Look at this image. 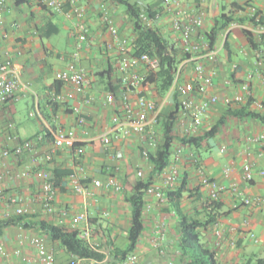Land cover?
Listing matches in <instances>:
<instances>
[{
  "label": "crops",
  "instance_id": "1",
  "mask_svg": "<svg viewBox=\"0 0 264 264\" xmlns=\"http://www.w3.org/2000/svg\"><path fill=\"white\" fill-rule=\"evenodd\" d=\"M65 2L66 11L71 8L72 2L85 8V22L89 28L87 44H81L74 35L77 17L69 18L65 12L49 10L37 0H8L9 36L0 38V60L11 57L22 67V85L16 98L0 111V186L5 195L0 202V221L5 219L7 213L15 215L20 207L25 210V220L3 228L0 239L5 254L0 251V264H42L37 249L28 240L31 235L43 237L54 250L55 264L69 263L71 254L59 242L50 240L42 230L30 224L40 221L70 230H82L88 223L92 229V241L105 255L103 260L91 261V264H114L115 248L125 249L129 244L132 210L128 199L139 180L161 187L165 200L145 195L149 209L144 210V231L136 248L138 264H181L178 259V217L166 199V191L177 189L184 183L186 192L182 198V208L184 213L195 216L201 210L202 203L210 198V189L203 183L205 176L217 180L226 188L232 182H238L243 194L233 195L230 190H223V209L218 223L226 231L225 240L221 247H217L215 226H212L202 231V242L214 250L220 264H257V260L264 259V202L256 208L242 202L243 196L264 199V175L259 173L264 170V145L250 141L252 136L264 133V122L253 116H234L231 113V110L245 107L246 112L264 116V39L251 21L249 5L252 1L207 0L204 4L206 30L212 27L222 12L231 15L234 21L218 35V60L203 59L207 70H215L216 75L213 85L204 94L196 92V99L199 101L212 94L221 98L234 95L240 92L241 84L249 74H252L251 95L236 106H227L223 102L211 106L202 126L195 132H186L190 121L182 119L179 110L171 156L178 166L179 180L171 188L165 186L163 171L154 172L150 155L162 140L164 115L175 109L174 95L167 99L159 97L151 86L127 89L124 83L126 76L116 68V54L107 48L112 37L101 8L108 9L112 21L123 35L133 38L132 24L125 8L112 0ZM198 4L199 0H184L190 14L198 10ZM255 4L258 14L264 18V0H257ZM153 24L179 45L172 33L169 18L163 16ZM244 30L251 31L257 47L250 45ZM196 59L182 60L181 83L195 79ZM260 60L263 61L261 66L258 64ZM72 61H77L78 66L89 74L91 85L86 92L62 102L53 97L54 93L62 90V86L58 90L51 85L56 81L55 74ZM234 63L237 64L236 68H232ZM109 65L116 70L111 80V85L117 87L113 104L106 102V94L110 91L97 75ZM138 71L147 74L143 66ZM227 80L231 81L230 85L226 84ZM194 84L197 86L196 82ZM124 93L128 94L133 105L142 94L160 103L165 101L160 121L151 122L150 119L146 132L125 135L123 129L126 122L121 100ZM28 95L33 98L36 115L31 116V120L17 122L16 102ZM149 118H152L151 113ZM10 123L13 126L10 131L23 140L42 136L33 152L20 156L2 155L6 146H14L13 142L6 141L10 131L2 133L1 129ZM213 127L216 128L214 135L197 146L179 141L184 136L204 137ZM60 129L71 131L76 136L79 141L77 147H82V154L77 152V147L54 148V135ZM105 133L112 136L108 145L102 141ZM246 161L252 162L255 169L254 179L249 183L243 180L242 166ZM227 169H230L228 176L225 173ZM24 170H29V174L20 177ZM139 171L143 173L142 176L138 175ZM73 172L82 177L86 193L74 189L70 179ZM46 176L52 177L55 182L52 212L46 211L41 202ZM111 176L121 184L120 191L98 188L93 183L96 179L105 181ZM13 198L17 199L16 203L11 201ZM79 214H85L87 222H76ZM247 219H250L248 226L245 223ZM24 222H29V225L25 226ZM162 224L164 232L160 233ZM230 226H236L238 232L230 233ZM232 237L236 239L235 245L230 244ZM156 238L159 248L153 245Z\"/></svg>",
  "mask_w": 264,
  "mask_h": 264
},
{
  "label": "built area",
  "instance_id": "2",
  "mask_svg": "<svg viewBox=\"0 0 264 264\" xmlns=\"http://www.w3.org/2000/svg\"><path fill=\"white\" fill-rule=\"evenodd\" d=\"M38 3L45 8L57 11L65 12L67 17H77L78 22L75 23L74 35L78 37L81 44H87L89 40V28L85 22L86 10L84 7L72 2L71 8L65 10V0H37ZM160 3V9L155 13L154 18L149 17L147 14H141L140 18L143 24L147 26H153L154 21L161 17L169 18L170 27L172 33L175 35L176 41L179 43L180 50L184 54H189L188 60L197 58V62L194 66L195 79L193 82L181 83L183 65H180L175 77V82L169 92L166 94L167 99L174 93L178 94L179 110L183 118H187L190 121L189 127L186 132H195L199 129L204 121V117L207 114L209 108L213 105H217L220 102L227 106H236L241 104L251 95L250 79L252 74L248 75V78L241 84L240 92L221 98L217 94H212L201 100L196 99V92L204 94L208 87L214 83V77L216 71H208L203 59L209 61H216L219 57V48L215 45H211L208 39L207 31L205 29V2L207 0H199L197 5L198 10L195 13L190 14L184 5V0H154ZM252 4L249 5V13L258 24L257 31L260 34H264V21L261 22L262 16L258 14V9L255 4L257 0H251ZM103 17L107 23L109 33L112 37L111 42L107 44V48L112 50L116 54V68L124 74L125 87L130 90L138 89L143 86L145 75L141 74L138 69L145 67L147 72L158 71L161 65L160 59L156 56L149 55L147 53L134 54L132 48L133 38L132 36L123 35L116 24L112 21L109 11L106 7H102ZM9 13L8 0H0V38L4 39L9 36L7 29V15ZM81 48V46L79 47ZM77 57V55H75ZM261 66L263 61H258ZM237 64H232V68H236ZM55 79L61 83L62 90L53 94L54 99L62 102H68L74 99L78 94L86 92L91 85V79L89 74L78 66L77 61L70 62L65 68L59 70L55 74ZM197 83L195 86L194 83ZM227 85L231 84L230 80L226 81ZM22 85V67L14 61L11 57H7L4 60H0V111L13 101L20 87ZM108 104H113L116 101L115 94L108 92L105 98ZM125 127L123 133L130 135L134 133H144L147 130L150 119L151 122H158L161 115L164 102L156 101L146 95H139L137 102L133 105L127 93L121 95ZM89 101V100H87ZM262 108V105L260 104ZM150 113L152 118H149ZM10 123L8 128L12 129ZM10 131V130H9ZM42 136H37L31 139H21L12 131L6 135V141L13 142V147L6 146L2 152L4 157H8L11 154L20 156L25 152H33L36 144L41 140ZM112 136L110 133H105L102 137L104 144L111 143ZM250 141L264 145V133L252 136ZM79 141L71 131H65L60 129L54 135L53 145L55 149L63 148H76ZM79 154L83 153L82 147H77ZM243 180L247 183L254 179L255 169L254 165L250 161H246L243 166ZM226 176L229 175L230 169L226 170ZM261 175H264V170L259 171ZM29 174V170H24L19 174L20 177H26ZM139 176H142L141 171L138 172ZM165 186L171 188L179 180V169L176 163L173 161L163 171ZM2 175L0 174V179ZM70 179L74 184V189L79 193H86L85 185L82 183V177L73 172L70 174ZM94 185L98 188H112L115 191L121 190V184L114 177H109L105 181L96 179L93 181ZM204 185L210 189L211 200H221L222 192L225 189L230 190L233 195H241L243 191L238 182H232L229 187H224L223 184L217 180L205 176L203 179ZM56 194L55 183L52 177L46 176L43 184L42 192V205L43 208L52 212L54 208V199ZM145 195L155 196L159 200H165V193L163 189L157 185L151 184L145 189ZM4 190L0 186V202L4 199ZM13 202H17L16 198L11 199ZM242 202L246 206L253 208L260 207L264 199L261 197H248L243 196ZM148 210L149 206H145ZM25 213L24 208H17L15 215H22ZM11 213H7L5 217L11 216ZM76 222H87V216L85 214H79L76 217ZM246 225L250 224V219L245 221ZM215 231L214 236L217 239V247H221L225 240V229L219 226V223L214 224ZM159 232H164V224L160 225ZM230 233H237L238 228L236 226L229 227ZM159 233V234H160ZM79 237L85 240L93 249L99 250L96 244L92 241V229L87 225L79 230ZM28 240L37 249L38 257L42 264H55V252L49 247L43 237L39 235H31ZM24 239H21L23 242ZM230 244H236V239L231 238ZM153 245L159 248L158 239L153 240ZM0 251L5 254L3 249L2 240L0 239ZM94 259L72 256L68 264H91L97 262ZM139 254L135 250L129 253L124 259L117 264H138Z\"/></svg>",
  "mask_w": 264,
  "mask_h": 264
},
{
  "label": "trees",
  "instance_id": "3",
  "mask_svg": "<svg viewBox=\"0 0 264 264\" xmlns=\"http://www.w3.org/2000/svg\"><path fill=\"white\" fill-rule=\"evenodd\" d=\"M114 3L125 8L129 20L133 28L132 48L134 54L147 53L160 59L161 65L158 71L147 72L143 86H151L155 94L164 98L175 82L176 72L182 62L187 59L189 54H184L180 50V46L176 42H172L165 36L161 30L153 24L147 26L141 21V14H147L154 18L155 13L160 9V3L154 0H112ZM233 17L226 12H222L216 19L212 27L207 31L210 44H216L220 31L226 29L232 22ZM255 25L258 23L251 18ZM264 18H261V22ZM244 34L252 47L257 44L252 38L250 30H244ZM264 39V34H261ZM102 79L108 91L115 94L116 88L111 85L112 78L116 75V70L112 65L97 74ZM52 88L58 90L61 87L59 81H55ZM144 95V94H142ZM175 109L164 115L162 120V140L156 147V150L150 159L154 165V172L161 173L172 162V147L176 136L174 135L175 127L178 122L179 102L178 94L174 93ZM245 107L238 110H231L234 116H253L264 122V116L259 113L246 112ZM159 120V119H158ZM160 121V120H159ZM217 128V126H216ZM215 127H213L204 137L184 136L179 139L183 144L199 145L202 140L214 135ZM55 183V182H54ZM150 181L139 180L134 187L132 195L128 201L131 205V225L128 231L129 244L127 248H115L114 259L117 264L124 259L129 253L136 250L144 231V210L146 206L145 189L151 185ZM186 192L184 183L174 190L166 191V199L174 208V212L178 217V227L180 232L179 238V254L178 259L181 264H220L216 258L214 250L205 246L202 242V231L208 230L214 224L218 223L222 215L223 203L221 200L208 199L202 203L201 210L195 216H189L184 213L182 208V198ZM25 215H11L0 221V236L3 228L10 224H20L25 220ZM31 225L42 230L50 240L59 242L71 256L84 257L97 261L103 260L105 255L99 250L93 249L85 240L79 237V230H70L47 223L45 221L30 222ZM24 225H29V222ZM99 249V248H98ZM246 264H250L249 262ZM257 264H264V259L257 260Z\"/></svg>",
  "mask_w": 264,
  "mask_h": 264
},
{
  "label": "rangeland",
  "instance_id": "4",
  "mask_svg": "<svg viewBox=\"0 0 264 264\" xmlns=\"http://www.w3.org/2000/svg\"><path fill=\"white\" fill-rule=\"evenodd\" d=\"M16 110L17 113H15V120L17 122H19L20 120H31L32 119L31 116L36 115V110L32 96L28 95L25 97H21L19 101L16 102ZM15 120L13 123H15ZM1 129H2V133L3 131L5 132L10 130L8 126L2 127Z\"/></svg>",
  "mask_w": 264,
  "mask_h": 264
}]
</instances>
